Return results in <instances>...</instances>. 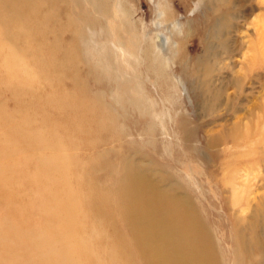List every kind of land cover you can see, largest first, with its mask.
I'll return each instance as SVG.
<instances>
[{"label": "rangeland", "instance_id": "374dc122", "mask_svg": "<svg viewBox=\"0 0 264 264\" xmlns=\"http://www.w3.org/2000/svg\"><path fill=\"white\" fill-rule=\"evenodd\" d=\"M30 2L27 38L0 2V264H114L121 216L89 198L127 169L186 200L219 262L264 264V0Z\"/></svg>", "mask_w": 264, "mask_h": 264}, {"label": "bare ground", "instance_id": "6f19581e", "mask_svg": "<svg viewBox=\"0 0 264 264\" xmlns=\"http://www.w3.org/2000/svg\"><path fill=\"white\" fill-rule=\"evenodd\" d=\"M8 1L18 7L25 16L21 28L26 33L23 37H26L28 23L35 21L36 7H32L30 0ZM176 25H179L177 20L173 26ZM158 37V40H154V49H159L162 54L166 53L165 49L170 43L169 37H162L160 34ZM173 44L174 48H178L179 43L173 41ZM249 49L253 50V47ZM249 61L244 62L242 68L252 74L258 62L255 57H251ZM249 73L236 75L240 78L236 84V95L241 94V86L243 89L245 83L243 80L248 79ZM260 77L261 75L257 74L255 78ZM260 79L258 82L261 83ZM220 136L221 140L225 139L224 134ZM114 195L120 197L113 202L112 194L107 193L89 198L96 208L102 210L105 220L111 222L116 213L121 216L123 230L119 235L111 237L117 239L112 243L113 253L110 254L114 264H222L217 258L210 233L205 230L203 223L194 217L186 200L179 197L173 188L162 186L159 179L144 172L127 169L120 178ZM125 231L128 232L127 239L123 235ZM99 244L101 243L98 242L97 245Z\"/></svg>", "mask_w": 264, "mask_h": 264}]
</instances>
